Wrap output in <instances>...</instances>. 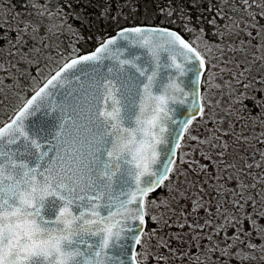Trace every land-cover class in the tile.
<instances>
[{
  "label": "snow or ice",
  "instance_id": "obj_1",
  "mask_svg": "<svg viewBox=\"0 0 264 264\" xmlns=\"http://www.w3.org/2000/svg\"><path fill=\"white\" fill-rule=\"evenodd\" d=\"M22 5H0V264H264V0L209 3L210 34L173 0Z\"/></svg>",
  "mask_w": 264,
  "mask_h": 264
},
{
  "label": "trees",
  "instance_id": "obj_2",
  "mask_svg": "<svg viewBox=\"0 0 264 264\" xmlns=\"http://www.w3.org/2000/svg\"><path fill=\"white\" fill-rule=\"evenodd\" d=\"M103 3L104 0H92V6H88V0H79V3H76V0H73L74 6L76 7H85L86 8V14L92 13L94 15H98V10L95 8V4ZM121 3L124 2V0H120ZM140 4V15L143 16L145 13V5H148V12L151 13L152 11L156 10V5L167 7V0H138ZM229 2H232V0H229ZM237 3H239V0H236ZM67 0H65V10L66 11H71V9H68L66 6ZM173 3H183L187 10L188 14L191 16L193 23L199 27L201 23L204 24L206 27L207 31H211L210 27L207 25L206 21L210 20L212 17L209 15V10L208 9V4L213 3L215 5L220 4V0H173ZM131 11V8H125L124 12L127 14L128 12ZM215 14V13H213ZM113 15H115V12H113ZM203 16L205 20L200 21L199 23L198 18ZM175 18V17H174ZM257 19L259 20L260 17L257 16ZM72 23L76 24L77 26L80 25V21L72 19ZM98 26L99 27H104L105 22L104 18L100 17L98 21ZM0 31H3V29H0ZM3 43V40H0V44ZM13 63H15V60H13ZM0 64H6V61L3 59V57H0ZM11 71V69H9ZM3 76V70L0 69V77ZM257 93H260L257 91ZM250 101L248 102V107L253 109V112L259 111V107H253L255 104V101L252 100L251 98L249 99Z\"/></svg>",
  "mask_w": 264,
  "mask_h": 264
},
{
  "label": "rangeland",
  "instance_id": "obj_3",
  "mask_svg": "<svg viewBox=\"0 0 264 264\" xmlns=\"http://www.w3.org/2000/svg\"><path fill=\"white\" fill-rule=\"evenodd\" d=\"M11 0H0V5H3V4H7L9 7H11V2H10ZM41 2H44V0H41ZM14 4H17L18 5V8L19 7H21V6H23L22 5V0H16V2H14ZM18 10V9H17ZM227 10V9H226ZM0 12H2V9H0ZM0 29H3V28H0ZM209 34H210V31H207ZM10 36L11 37H15V35H16V32H15V28L13 27V29H11L10 30ZM254 42H259L258 41V39L257 40H255ZM16 62V61H15ZM11 71H15V69H11ZM7 82H11L10 81V79L7 81ZM262 95H264V93H262V92H260V93H257L256 92V96H257V98H259L260 96H262ZM0 99H2V96H0ZM250 98H247V99H245V101H244V103L248 106V102L250 101L249 100ZM3 107L2 106H0V118H3ZM10 114V113H9ZM257 131H259V128H257ZM174 231L176 230L175 228L173 229ZM246 264H247V262H246ZM253 264H256V262H253Z\"/></svg>",
  "mask_w": 264,
  "mask_h": 264
},
{
  "label": "flooded vegetation",
  "instance_id": "obj_4",
  "mask_svg": "<svg viewBox=\"0 0 264 264\" xmlns=\"http://www.w3.org/2000/svg\"><path fill=\"white\" fill-rule=\"evenodd\" d=\"M10 2H11V4H14V2H16V0H11Z\"/></svg>",
  "mask_w": 264,
  "mask_h": 264
}]
</instances>
